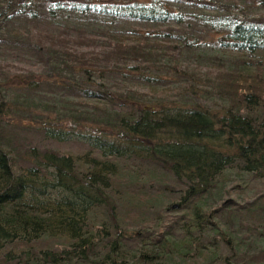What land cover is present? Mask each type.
<instances>
[{
	"label": "trees",
	"instance_id": "obj_1",
	"mask_svg": "<svg viewBox=\"0 0 264 264\" xmlns=\"http://www.w3.org/2000/svg\"><path fill=\"white\" fill-rule=\"evenodd\" d=\"M71 1L129 30L0 23V264H251L264 252V0ZM21 3L0 0V20ZM201 41L216 53L193 60ZM171 70L177 83L150 76ZM30 113L57 143L91 126L90 149L19 143L9 128Z\"/></svg>",
	"mask_w": 264,
	"mask_h": 264
},
{
	"label": "rangeland",
	"instance_id": "obj_2",
	"mask_svg": "<svg viewBox=\"0 0 264 264\" xmlns=\"http://www.w3.org/2000/svg\"><path fill=\"white\" fill-rule=\"evenodd\" d=\"M68 1L60 0L61 8H58V6L52 5L51 8L53 11L48 12L50 9L49 8L50 6H48V3L46 0H24V3H21V5L19 6V8H21L20 12L15 13L16 12L15 9H13L12 11L9 10V13H7L1 18L0 23H4L7 31H11L12 29H18L20 31L27 30L28 28L32 26H36L38 28H43V29L50 30L53 32H57L59 30H64V29H68L74 32L77 28H83V29H86L88 32L92 33L96 31L98 27H109L112 30L117 31V32H123L125 30H129L128 24L125 21L119 20L113 15L108 16L106 18H102L98 21L97 19L93 17L92 14L80 15L77 12V10H73L68 6V3L70 4V2ZM89 2H90L89 4L92 6L103 5V7H107V6L111 7L114 4L122 5L125 3L124 0H90ZM55 3L56 2H54L53 4ZM71 3L75 4L76 6H79L82 3L86 4L87 2L84 0L83 1L82 0H72ZM7 26L9 28H7ZM145 33L146 32L143 31L141 34H145ZM147 34H149L152 37L158 38L157 33H152V34L147 33ZM200 35H203L202 40L206 38V34H200ZM219 38L220 36H218L217 34H211V38H207V39L218 41L217 39ZM205 42L206 41L199 42V44L202 45V47H200L199 51H197L196 53H193V56H191L193 60H196L197 55L199 54L207 55V57H210L216 53V51H214V48L209 47L210 48L209 49L208 46L204 44ZM257 55L263 57L262 53L257 54ZM15 58L20 61L28 62L30 59V56H29V53H25L22 51V52H19V54H17ZM150 76L151 78H162L163 80H165L167 84L169 83L173 84L179 81L175 70L167 71L164 74L153 71ZM134 77H138V76H134ZM27 79L28 78L25 76L15 77L14 82L11 83L10 85L12 88L20 87L22 84L26 85L25 80L27 81ZM47 80H53V79H47ZM199 95L200 93H198L195 96H199ZM182 105H185V104H182ZM148 106L150 107V105ZM30 116L31 117L27 116L26 114L22 116L15 115L14 116L15 126L14 127L12 126L9 128L10 130L9 136L14 135L16 137V140H18L19 143L21 144L25 143V144H29L31 146L39 147V148H53V149L57 148L59 150H72L76 153H82L86 151L87 149H90L89 145L82 142L85 139L80 138V136L81 135L82 136L84 135L95 136V134L91 131V128H92L91 126L85 127V128L80 127L77 130V134H73V137L71 140L62 141L60 143H57L54 141L46 140L44 135H42L38 130L33 128L37 124V122L34 120V116L31 113H30ZM11 119L13 120V118ZM89 138L92 139L93 137H89ZM167 181L173 184V180L167 179ZM155 187H156V184H155ZM157 207H158V210H164L166 206L158 205ZM170 220L174 221L176 220V217H174L173 215L171 216L167 215L166 221L169 222ZM9 250L17 252L18 249L14 246H9L7 247L5 251L6 254L8 253L7 251ZM223 256L229 257V255L225 251L223 252ZM249 259L250 261L248 262L251 264L264 263V252L257 251ZM241 260L243 259H240V261Z\"/></svg>",
	"mask_w": 264,
	"mask_h": 264
},
{
	"label": "water",
	"instance_id": "obj_3",
	"mask_svg": "<svg viewBox=\"0 0 264 264\" xmlns=\"http://www.w3.org/2000/svg\"><path fill=\"white\" fill-rule=\"evenodd\" d=\"M174 208H177V206H175Z\"/></svg>",
	"mask_w": 264,
	"mask_h": 264
}]
</instances>
